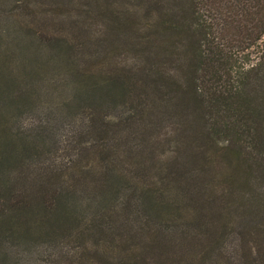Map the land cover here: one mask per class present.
<instances>
[{
    "label": "trees",
    "instance_id": "16d2710c",
    "mask_svg": "<svg viewBox=\"0 0 264 264\" xmlns=\"http://www.w3.org/2000/svg\"><path fill=\"white\" fill-rule=\"evenodd\" d=\"M230 238L264 264V0H0V264Z\"/></svg>",
    "mask_w": 264,
    "mask_h": 264
},
{
    "label": "rangeland",
    "instance_id": "374dc122",
    "mask_svg": "<svg viewBox=\"0 0 264 264\" xmlns=\"http://www.w3.org/2000/svg\"><path fill=\"white\" fill-rule=\"evenodd\" d=\"M235 243L234 238H230L226 244V250H227V256H224L225 259L219 258V263L222 264H253V261L246 257V259H243L242 254H246L245 251H233V245ZM70 248V246H69ZM44 250L43 244L37 245V247L32 250L31 252L28 251L25 253V260L23 264H46L47 255L49 252L52 251V247L48 248L45 253H42ZM241 255L242 260L241 261H234V256ZM62 259H65L64 257H61ZM45 259V260H44ZM236 259V258H235ZM237 260V259H236ZM233 261V262H232Z\"/></svg>",
    "mask_w": 264,
    "mask_h": 264
}]
</instances>
